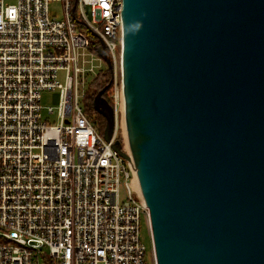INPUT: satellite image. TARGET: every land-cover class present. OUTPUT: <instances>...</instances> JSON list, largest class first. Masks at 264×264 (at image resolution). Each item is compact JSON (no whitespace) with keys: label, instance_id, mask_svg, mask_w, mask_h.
<instances>
[{"label":"water","instance_id":"95a60500","mask_svg":"<svg viewBox=\"0 0 264 264\" xmlns=\"http://www.w3.org/2000/svg\"><path fill=\"white\" fill-rule=\"evenodd\" d=\"M130 156L157 264H264V0H123ZM100 55L113 70L104 43ZM94 109L111 141L115 111Z\"/></svg>","mask_w":264,"mask_h":264},{"label":"built area","instance_id":"2783aa9c","mask_svg":"<svg viewBox=\"0 0 264 264\" xmlns=\"http://www.w3.org/2000/svg\"><path fill=\"white\" fill-rule=\"evenodd\" d=\"M6 1L0 0V264H157L141 236L142 219L150 231V214L134 164L113 149L119 141L130 156L123 0ZM55 2L61 18L50 12ZM104 69L115 111L109 142L83 102L85 82ZM56 91L58 121L51 122L41 100Z\"/></svg>","mask_w":264,"mask_h":264},{"label":"rangeland","instance_id":"374dc122","mask_svg":"<svg viewBox=\"0 0 264 264\" xmlns=\"http://www.w3.org/2000/svg\"><path fill=\"white\" fill-rule=\"evenodd\" d=\"M7 4H15V0H7ZM50 12L52 13L53 16L57 18H61L63 14V9H62V4L59 2L52 3L50 5ZM89 84L88 81L85 82L84 88H88ZM82 89V87H81ZM42 106L45 107L43 111V117L48 118L51 122H57V112H58V104H59V92H45L42 95ZM53 108L55 111V114H48V109ZM127 134V133H126ZM127 140V139H126ZM127 142V141H126ZM128 143V142H127ZM128 145V144H127ZM129 148V147H128ZM141 236L142 240L148 247L149 251L151 249V233L148 231L147 223L144 219H142V224H141ZM147 259L150 261V253L147 255Z\"/></svg>","mask_w":264,"mask_h":264},{"label":"trees","instance_id":"16d2710c","mask_svg":"<svg viewBox=\"0 0 264 264\" xmlns=\"http://www.w3.org/2000/svg\"><path fill=\"white\" fill-rule=\"evenodd\" d=\"M92 46L90 49H94V42L92 41ZM110 79H111V73L107 70L104 69L100 72L99 77L89 85L88 87V93L85 96L84 99V107H85V113L89 117H94L95 120L97 121L98 129L101 134L104 133V130L106 128V120L104 117H102L100 114H98L95 109H94V99L97 96V94L105 88L107 85L110 84ZM111 87L107 89V91L104 94V97L108 100V102L113 105V102L111 100ZM121 144V142H120Z\"/></svg>","mask_w":264,"mask_h":264},{"label":"bare ground","instance_id":"6f19581e","mask_svg":"<svg viewBox=\"0 0 264 264\" xmlns=\"http://www.w3.org/2000/svg\"><path fill=\"white\" fill-rule=\"evenodd\" d=\"M126 133V132H125ZM127 141V140H126ZM128 144V143H127ZM127 149H129L128 147H127Z\"/></svg>","mask_w":264,"mask_h":264}]
</instances>
